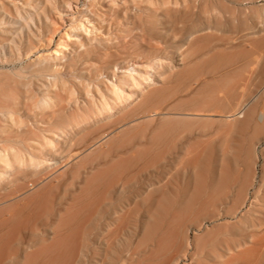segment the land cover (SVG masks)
<instances>
[{"label": "rangeland", "instance_id": "374dc122", "mask_svg": "<svg viewBox=\"0 0 264 264\" xmlns=\"http://www.w3.org/2000/svg\"><path fill=\"white\" fill-rule=\"evenodd\" d=\"M11 1L0 264H264V0ZM84 16L88 53L65 35ZM58 43L82 55L60 67L59 106L34 117L53 89L34 63Z\"/></svg>", "mask_w": 264, "mask_h": 264}, {"label": "bare ground", "instance_id": "6f19581e", "mask_svg": "<svg viewBox=\"0 0 264 264\" xmlns=\"http://www.w3.org/2000/svg\"><path fill=\"white\" fill-rule=\"evenodd\" d=\"M16 1L17 0H12L11 3L14 5V7L17 9V6L15 5L16 4ZM114 2V1H113ZM68 4V7L62 9L61 10H58V8L55 6L54 7V13H56V18L58 20H60V22L63 24L65 23V20L64 19H70V16H71V13L73 12V9H72V4L71 2H67ZM79 4V3H78ZM77 4V5H78ZM116 4V2H115ZM82 5V4H81ZM75 9V8H74ZM76 10V9H75ZM75 13V12H74ZM46 19L48 20H51V22L54 24V25H58V22L55 21L51 16H48V14H46ZM84 19L86 21V23H88V25H86L85 21H81L79 23H76V24H73L76 20L75 19H71V23H72V26L71 28L73 29L71 32H72V36L68 35L67 33L65 34L66 36H68L69 38H72L73 37V41L78 45V47L82 48V50L84 51V53H88V45L86 43V40H85V36H83V32L87 34L88 36V40L91 39V32H92V29L95 28V25L93 24V21L92 19L89 18V16H84ZM67 21V20H66ZM53 25V26H54ZM67 26V25H66ZM22 27V26H20ZM68 28V27H67ZM58 29V28H57ZM56 29V30H57ZM62 29V28H61ZM66 30V29H65ZM32 31V30H31ZM67 31V30H66ZM58 32V31H57ZM60 33V32H59ZM58 33V34H59ZM56 36V35H55ZM62 37V36H61ZM55 38V37H54ZM60 38V37H59ZM51 40V39H50ZM118 40V38H117ZM119 41V40H118ZM51 42V41H50ZM63 42V41H61ZM41 44V43H40ZM56 49L58 50H61V51H58V50H54L53 53H48L47 55H40L38 56L36 62L34 63V65L36 66V69L33 70V72H37L39 73L40 76H43V77H48L47 79V82L51 84V86L53 87L52 91L48 90L46 95H44L42 98H38L37 101L34 102L31 110L33 112V116L36 117L40 114H43L49 110H53L55 108H57L59 106V103H60V99H59V92H60V89L58 88V83L59 82H63V84L66 83V81L64 79H61V73H60V67L61 66H69V68H72L74 66H76L77 64V60H76V56L73 55L74 52L78 53V56H81L82 55V52H79V51H76L77 48H74V52L72 53V56L71 55H68V50L70 49L69 45L67 44H61V43H58V45L56 46ZM106 52V51H105ZM104 53V52H103ZM32 54V53H31ZM40 53H38L39 55ZM107 55V54H106ZM35 56V55H34ZM36 57V56H35ZM30 59V58H29ZM32 59V58H31ZM27 61V60H26ZM64 62V64H63ZM18 65V64H17ZM21 65V64H20ZM12 66V65H11ZM30 66H27V68H30ZM6 68V67H5ZM133 72L135 73V69H132L130 72H129V76L128 77H131L135 84L138 85V82L136 80V78L134 77V74ZM63 75V74H62ZM66 76V74H65ZM70 76V75H69ZM68 76V77H69ZM73 76V75H72ZM74 77V76H73ZM20 78V77H18ZM29 78V76H28ZM44 80V79H43ZM149 80V79H148ZM122 82L126 83V80L125 79H122ZM70 84V83H69ZM84 87L86 88L87 90V94L88 96H90V99H92V101H94V97L93 95L91 94V90H90V86H89V83H84L83 84ZM113 85V94L116 96L114 97V99H123L125 98L126 96V92H125V89L117 84H112ZM32 86V85H31ZM68 86V85H67ZM72 86V85H71ZM29 88V87H28ZM54 90V93H51L53 92ZM71 95H75L76 94V90L75 89H72L70 91ZM77 95V94H76ZM100 100H101V105L103 106V108L105 110H108L110 109V102H109V97H107L106 95H102L100 97ZM245 108V107H244ZM244 110V109H243ZM48 114V113H47ZM0 115L2 116H8L10 118V120L13 122L15 121L14 119V115H15V112L12 111V110H2L0 111ZM152 115H155V114H152ZM238 115V114H237ZM195 116V115H194ZM236 116V115H235ZM112 116L109 115V118H111ZM234 117V116H233ZM231 118V117H230ZM34 128V127H32ZM56 128V127H55ZM32 130V129H31ZM54 136V134H53ZM104 140V139H103ZM209 140V139H208ZM212 140V139H211ZM102 141V140H101ZM207 142V141H206ZM100 143V142H99ZM98 144V143H97ZM107 147V146H106ZM193 154V153H192ZM56 156V155H55ZM0 158L1 159H7L6 156L4 155H0ZM77 159V158H76ZM35 162V161H33ZM42 165V164H41ZM58 165V161H54V162H51V163H47L46 164V167L47 169L48 168H51V167H55ZM45 166V165H44ZM43 170V169H42ZM49 170V169H48ZM62 170V168H61ZM58 175V174H57ZM56 175V176H57ZM59 176V175H58ZM57 184V183H55ZM57 187V185H55ZM58 190V189H57ZM57 192V191H56ZM51 195V194H50ZM48 200V199H47ZM46 204V203H45ZM2 205V204H1ZM47 207V206H45ZM99 208V207H98ZM96 210V209H95ZM8 211V210H7ZM10 211V209H9ZM4 212V211H3ZM95 213V211H94ZM76 215V214H75ZM92 217V216H91ZM125 223H128L127 221ZM161 223V222H160ZM128 225V224H127ZM126 225V226H127ZM154 225V224H153ZM183 225V224H182ZM181 225V227H182ZM125 226V227H126ZM124 228V227H123ZM114 229V228H113ZM186 229V227H185ZM111 230V229H110ZM195 230V229H194ZM183 231V230H181ZM186 231V230H185ZM203 231V230H202ZM111 232V231H109ZM120 233V232H119ZM147 233V232H146ZM198 233V232H197ZM196 233V235H197ZM116 235V234H115ZM149 238V237H148ZM13 239V238H12ZM115 239V238H114ZM47 246H50L49 244H47ZM109 246V244H108ZM29 247V246H28ZM192 249V248H191ZM40 251V250H39ZM127 251V250H126ZM144 251V250H143ZM41 252V251H40ZM130 252V251H129ZM122 255V253H121ZM7 257V256H6ZM5 257V259H6ZM122 257V256H121ZM260 258V257H258ZM33 259V258H32ZM181 261V259H180ZM257 261V260H256ZM46 262V261H45Z\"/></svg>", "mask_w": 264, "mask_h": 264}]
</instances>
